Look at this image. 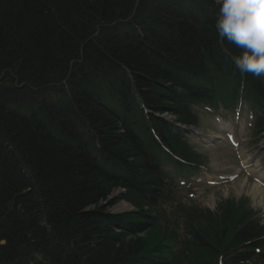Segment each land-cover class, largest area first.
I'll return each mask as SVG.
<instances>
[{"label": "trees", "instance_id": "obj_1", "mask_svg": "<svg viewBox=\"0 0 264 264\" xmlns=\"http://www.w3.org/2000/svg\"><path fill=\"white\" fill-rule=\"evenodd\" d=\"M211 1L0 0V264H264L255 214L233 200L218 220L178 199L154 136L188 173L199 155L142 118L145 101L191 119L204 77L264 106ZM120 187L138 210L108 211Z\"/></svg>", "mask_w": 264, "mask_h": 264}, {"label": "rangeland", "instance_id": "obj_2", "mask_svg": "<svg viewBox=\"0 0 264 264\" xmlns=\"http://www.w3.org/2000/svg\"><path fill=\"white\" fill-rule=\"evenodd\" d=\"M96 32H98V30ZM95 34L97 35L98 33ZM228 115L230 120L233 119L231 125L237 131L238 136L239 126L234 121V119L236 118H234V114L232 113H229ZM200 117L202 120L200 127L212 130L211 127L214 121L213 115H210L206 112H201ZM243 117L248 118L246 108L242 109V120L244 119ZM227 120L228 122L230 121L229 119ZM252 133V129L246 132V135L244 137L245 142L241 143V147L237 150V152L233 148L230 149L228 144H226L224 150L217 148L214 149L210 145H207L205 143L197 142L195 143L196 145H194L195 150L205 156L204 158L206 159V162L204 165H208V175L213 176V178H217V180L222 181L219 185L208 186L205 184H200V186L203 187L201 188V191H204L205 194H203L200 198L196 197L198 199V201H196L197 205L203 208L213 210L211 211V215L212 217H214V219L215 217H217L218 220H223V217H225L226 212V209H224L223 207L225 206L227 201H231V203H233V199L239 200L238 198L241 197H250L252 199L250 205L252 206V208H254L255 211L257 210L259 212L258 216L264 222V191L255 194L253 193V189L255 186L254 184L257 183V178L259 177L258 172H255V170H264V154H262L261 152L257 153V148L254 144L257 140L251 139ZM244 153H246V158L250 157L256 159L252 162L254 165H250L249 167L245 168V170L242 171V174H240L238 178L232 181L221 180L220 178L222 176L227 178L230 177L232 174L237 175V173H239L241 166L239 163V157H242V154L244 155ZM248 178L249 180L247 181ZM113 191L114 192L109 197L108 202L112 199L115 200L113 201L114 204L108 207L109 212L113 211L114 213H121L132 212L136 210L137 207L134 203L131 204L123 197H119L120 194L126 193L125 190L120 188L115 189ZM187 197L188 195H185V198ZM231 203L229 205L231 211L233 212V209L231 208ZM217 206H219V209H221V211H219V209H216ZM205 256L208 257L207 255ZM223 262L225 261L223 260ZM179 264H193V262L190 259H181Z\"/></svg>", "mask_w": 264, "mask_h": 264}, {"label": "clouds", "instance_id": "obj_3", "mask_svg": "<svg viewBox=\"0 0 264 264\" xmlns=\"http://www.w3.org/2000/svg\"><path fill=\"white\" fill-rule=\"evenodd\" d=\"M218 6L215 30L241 54L231 57L242 74L264 78V0H213Z\"/></svg>", "mask_w": 264, "mask_h": 264}, {"label": "bare ground", "instance_id": "obj_4", "mask_svg": "<svg viewBox=\"0 0 264 264\" xmlns=\"http://www.w3.org/2000/svg\"><path fill=\"white\" fill-rule=\"evenodd\" d=\"M173 1H175V0H173ZM215 5V4H214ZM213 1H211V3H210V5L208 6V8H209V10L210 11H214V9H213ZM215 7H218V6H216L215 5ZM96 33H98V32H96ZM153 102V101H152ZM151 102V103H152ZM143 109H144V113H143V119L145 120V121H147V122H149V124H155L156 122H154L155 121V119H154V115L156 116V111L153 109V108H151V107H149V105L148 104H146L145 103V101H143ZM163 114L165 113V111H163L162 112ZM157 117V116H156ZM246 162H248V159H247V161H245V163ZM262 177H264V171H261L260 173H259ZM254 194L255 193H258V192H261L262 191V188L260 187V185L258 184V183H255V186H254ZM251 196H252V194H251ZM245 197H241V198H238V199H241V200H243ZM250 198V197H249ZM251 199V198H250ZM249 199V200H250ZM216 203V202H215ZM264 206V205H263ZM218 210V209H217Z\"/></svg>", "mask_w": 264, "mask_h": 264}]
</instances>
